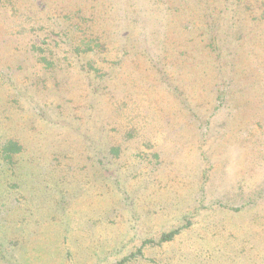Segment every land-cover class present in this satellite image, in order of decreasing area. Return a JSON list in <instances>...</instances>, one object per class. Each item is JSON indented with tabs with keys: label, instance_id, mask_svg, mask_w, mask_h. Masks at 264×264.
I'll return each mask as SVG.
<instances>
[{
	"label": "rangeland",
	"instance_id": "374dc122",
	"mask_svg": "<svg viewBox=\"0 0 264 264\" xmlns=\"http://www.w3.org/2000/svg\"><path fill=\"white\" fill-rule=\"evenodd\" d=\"M187 1L0 0V264H264L263 27Z\"/></svg>",
	"mask_w": 264,
	"mask_h": 264
},
{
	"label": "trees",
	"instance_id": "16d2710c",
	"mask_svg": "<svg viewBox=\"0 0 264 264\" xmlns=\"http://www.w3.org/2000/svg\"><path fill=\"white\" fill-rule=\"evenodd\" d=\"M187 2L192 4L191 8H197V16L194 14V21H190L191 24H187L190 27L184 29L190 32L189 42L192 43L193 49L191 52H197L200 47L204 48L206 45L217 50L218 40H222L225 31L229 28L232 31L241 29V22L250 15H252V20L258 24V26L252 27V32L260 26L264 31V0H188ZM171 12H174V9ZM176 18L177 16H174L173 21L167 20L165 24V30L169 29L170 36L174 32L172 24H177L179 21V19L175 20ZM236 19H242V21ZM180 25H183V21ZM88 48L90 49L89 45ZM9 143L12 146L14 141Z\"/></svg>",
	"mask_w": 264,
	"mask_h": 264
}]
</instances>
